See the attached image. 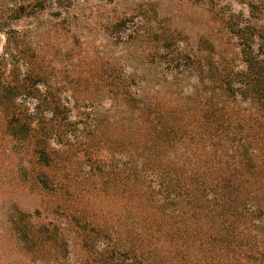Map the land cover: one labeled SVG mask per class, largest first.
Returning <instances> with one entry per match:
<instances>
[{"label":"rangeland","instance_id":"374dc122","mask_svg":"<svg viewBox=\"0 0 264 264\" xmlns=\"http://www.w3.org/2000/svg\"><path fill=\"white\" fill-rule=\"evenodd\" d=\"M16 1L0 0V14ZM44 5L11 22L20 34L10 55L3 53L0 33V64L10 62L9 70L16 64L20 73L31 69L45 89L75 107L77 124L57 151L56 170L40 168L58 179L52 190L35 182L30 139L23 132L7 135L0 114V264H97L80 245L83 221L123 247L128 263L264 264V214L259 218L256 209L264 186L254 191L255 178L231 165L236 144L217 145L199 120L214 86L210 65L242 66L228 21L264 32V0ZM82 149L95 150L100 165L91 160L86 166ZM130 178L142 191L161 185L152 202L135 196ZM43 226L48 229L41 234Z\"/></svg>","mask_w":264,"mask_h":264},{"label":"trees","instance_id":"16d2710c","mask_svg":"<svg viewBox=\"0 0 264 264\" xmlns=\"http://www.w3.org/2000/svg\"><path fill=\"white\" fill-rule=\"evenodd\" d=\"M37 6L43 9L44 0H19L8 7V13L1 11L0 33L5 36L4 55H10L12 38L20 34L11 22L34 14ZM62 8L66 10L67 5ZM234 20L228 21V27L230 34L236 36L239 41L242 66L233 71L232 65L227 62H224L223 67L210 65L209 75L214 86L206 96L205 103L200 107L199 120L204 124L205 135L210 139L216 138L217 145H221V141L226 140L236 144L237 154L230 158L233 162L231 165L241 171L245 170L249 177H254L251 187L253 186L255 192H261L264 186V180H261V175L264 177V32L255 29L247 22L240 27ZM184 59L185 63L190 60L189 57ZM172 60H175V63L182 62L177 58ZM3 64L4 66L0 64V114L5 122V130L7 135L13 138L17 133L20 136L23 132L30 139L34 155L33 163L39 170L32 172L35 182L42 188L53 190L58 184L56 181L58 179L55 175L50 176L46 171H41L40 168L56 170V165L61 160L57 158V151L68 145L71 137L68 128L77 124L75 116L72 115L75 107L73 105L68 107L69 102L45 89L46 85L41 83L42 80L36 73L26 67L27 63L23 73H20L16 64L10 67V70L7 68L10 62L6 61ZM3 67L7 68V73L3 71ZM240 102L247 106L246 110L240 111L236 105ZM28 103H31L30 107L27 106ZM141 110H145V114L148 112L143 108ZM210 145L213 146V143ZM55 146L59 148L56 149ZM250 149L251 155H255L257 159L256 165L251 163L248 157ZM95 150L82 149L81 158H86V166H89L88 161L91 160H93L92 164L100 165L99 161L96 162ZM100 167L106 170L105 165ZM105 172L104 175L108 176L109 172ZM128 180L131 190L136 192L135 196H139L141 201L144 199L146 203L152 202V193L157 186L161 187L156 183L155 187L146 184L144 186L151 191H142L139 187L142 185L141 182L134 178ZM111 181L114 182V179ZM218 195L221 200L224 199V195ZM227 200L230 201L229 198ZM256 204L260 218L261 214H264V198L263 201L259 198ZM145 207L148 208V204ZM234 211L233 209L232 212ZM155 219L156 215H153L152 223L159 225ZM83 224H78L80 245L95 257L97 264H143L137 258L133 263H128L129 254L123 247L111 245L103 230L95 223H92L91 229L87 224ZM39 229L42 234L48 227L43 226Z\"/></svg>","mask_w":264,"mask_h":264}]
</instances>
